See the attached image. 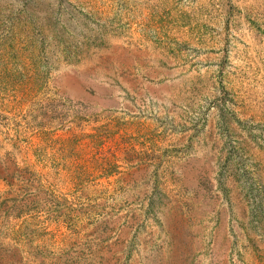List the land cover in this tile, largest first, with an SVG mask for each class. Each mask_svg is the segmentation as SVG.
<instances>
[{
  "label": "rangeland",
  "instance_id": "1",
  "mask_svg": "<svg viewBox=\"0 0 264 264\" xmlns=\"http://www.w3.org/2000/svg\"><path fill=\"white\" fill-rule=\"evenodd\" d=\"M0 264H264V0H0Z\"/></svg>",
  "mask_w": 264,
  "mask_h": 264
}]
</instances>
